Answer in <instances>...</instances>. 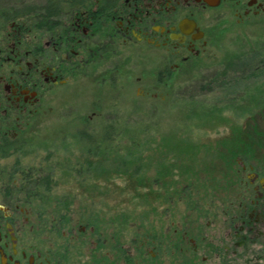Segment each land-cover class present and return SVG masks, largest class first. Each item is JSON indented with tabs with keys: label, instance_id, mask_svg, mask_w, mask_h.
<instances>
[{
	"label": "flooded vegetation",
	"instance_id": "af4514ba",
	"mask_svg": "<svg viewBox=\"0 0 264 264\" xmlns=\"http://www.w3.org/2000/svg\"><path fill=\"white\" fill-rule=\"evenodd\" d=\"M46 6L51 8L44 14ZM35 7L28 24L6 20L12 21V32L0 43V264H177L178 257L183 264H264V133L257 126L251 129L253 142L242 137L246 129H233L215 143V150L227 144L237 157L224 178V172L219 180L208 175L207 187H217L208 211L195 198L197 212H213L220 221L216 234L202 229L192 238L182 224L172 237L161 214L163 227L138 229L129 240L133 252L119 240L117 214L107 222L88 217L90 208L52 215L29 206L43 200L39 188L49 191L54 178L47 156L26 147L53 92H78L94 84L105 91L107 85L115 89L116 80L134 79L147 80L141 97L171 95L182 73L218 60L220 28L264 19V0H46ZM246 76H264V62ZM259 90L253 88L247 102L264 100ZM103 100L92 105L99 109ZM36 219L48 235L36 227Z\"/></svg>",
	"mask_w": 264,
	"mask_h": 264
},
{
	"label": "rangeland",
	"instance_id": "374dc122",
	"mask_svg": "<svg viewBox=\"0 0 264 264\" xmlns=\"http://www.w3.org/2000/svg\"><path fill=\"white\" fill-rule=\"evenodd\" d=\"M44 2L46 0H0V43L9 36L8 32H12V21L7 22L5 14L27 6L35 7ZM222 16L228 17L226 14ZM28 20L30 17L25 16L20 21L28 24ZM226 28L228 29L223 27L222 32L220 28L219 51L215 52H220L216 58L218 60L213 64L204 63L203 69L197 68L191 74L182 73L175 80L176 90L171 95L162 94L157 99L150 96L141 97L147 80L135 83L134 79L116 80V88L107 85L105 91L94 84L83 87V90L78 92H65L63 89L53 92L48 97L49 107H46V111L42 110L35 120L33 138L26 147L36 149L42 158L47 156L53 171L54 185L49 191L39 188L43 202H34L29 206L36 210L53 211L52 215L55 210L75 208L79 213L85 208H90L89 212L92 214L88 217L95 216L107 222L113 219V214L119 217L126 214L124 219L121 217V221L117 217L118 228L120 222L124 224L119 240L125 241L130 252H133V248L129 240L134 238L138 229L142 232H147L152 227L159 230L164 217H167L168 221L163 226L166 229L171 224L172 237L174 229L182 224L187 227L192 238L202 229L216 234L215 230L220 221L212 215L213 212L209 211L207 215L197 212L195 198H199L200 205L208 211L210 198L215 195L212 190L217 188L207 187L208 175L219 180L224 172V178L237 157L231 148L225 149L227 144L222 150H215V143L219 137L227 136L233 129H246L242 137L249 143L253 142V126L262 129L264 133V106L259 107L264 100L256 102V109L253 108L255 104L247 102L249 95L254 93L253 88H264V76L253 79L246 76L255 64L264 62V19L245 23L241 27L228 23ZM236 76L240 78L238 83L235 82ZM83 85L85 84L81 86ZM257 92L263 94L264 90ZM99 99L104 100L97 109L92 102ZM193 103L194 106L191 105ZM211 107H218L216 114L212 113L216 110ZM195 110L208 114L199 116L201 113H192ZM249 112L256 113L249 118ZM190 115L193 118L188 117ZM89 116L91 120L86 119ZM111 124L116 132L126 137L116 138V141L108 143L101 142L107 136V126ZM131 136L134 138L130 139ZM134 139L135 142H141L144 156L146 176L137 190L141 197L147 196L143 200L136 196L133 189L141 181L140 175L129 177L113 174L111 146H117L119 143L121 152H126ZM91 140L93 145H90ZM233 140L235 142L236 138ZM262 140L260 138V141ZM101 145L102 148H107L102 152L103 155L100 154ZM186 145L189 149L192 148L191 151L179 149ZM89 148H93L89 154H95L96 151L99 161H96L97 164L94 162V165H90L87 168L89 170L85 169L84 172L85 164L83 167L79 166L80 158L87 156ZM42 158L36 159L35 162H41ZM125 158L128 161L135 160L130 164L131 173L142 168L141 163L132 154L125 155ZM212 160L213 165L208 166V162ZM27 162L31 163L32 160ZM172 162L178 166L183 163L192 166L193 173L189 179L179 173L173 179H160L157 176L156 169H160L163 163ZM105 169L107 171H104ZM107 174L109 180L106 179ZM84 178H87L85 182ZM105 179L108 182L104 181ZM171 179L178 182V195L174 194V191L170 192L172 184L168 182ZM101 181H104V185ZM32 187L33 185L30 188L34 191L38 189ZM219 193L223 194L221 191ZM187 198L190 200L186 201ZM52 217L49 218V226H52ZM37 222L36 219V227L42 234L48 235L49 230L45 231L47 228H43L40 221ZM107 226L110 227V231L107 230L108 235H111L114 231L113 224ZM179 258L176 260L177 264H183Z\"/></svg>",
	"mask_w": 264,
	"mask_h": 264
},
{
	"label": "trees",
	"instance_id": "16d2710c",
	"mask_svg": "<svg viewBox=\"0 0 264 264\" xmlns=\"http://www.w3.org/2000/svg\"><path fill=\"white\" fill-rule=\"evenodd\" d=\"M50 8H51V6H46V8L44 9V8H42L43 9V13L44 14H47L49 11H50ZM37 8L36 7H34V6H27V7H25L24 9H20V10H14V12H12L11 14H5V18H6V20H9V19H14V18H22V17H30V19L33 17V14L35 13V10H36ZM42 9H40L41 11H42ZM195 103V102H194ZM194 103L193 104H191L192 106H194ZM190 105V106H191ZM195 105H197L196 103H195ZM194 108H197V107H194ZM193 108V109H194ZM212 108V110H216L218 107H216V108H214V107H211ZM193 114L194 113H201L199 116H202V115H205V114H208L207 112H199L198 110H195V111H193L192 112ZM212 113H214V114H216L217 113V110L216 111H213ZM188 117H192L193 118V116H188ZM203 118V117H202ZM107 128H109V129H107V131L106 132H108L107 133V136H105L106 138L105 139H102V141L101 142H105V143H108V142H112V141H116V140H114V139H118V138H123V137H126V136H124V135H121V133H119V132H116L114 129H113V124H111V125H109V126H107ZM141 130V129H140ZM117 133V135H115ZM120 134V135H119ZM119 135V136H118ZM115 136V137H114ZM128 138V137H127ZM130 139L131 138H134V137H129ZM91 142H92V140H91ZM143 143V142H142ZM104 144V143H103ZM102 144V145H103ZM100 146V151H101V155H103L102 154V152L103 151H106L107 150V148H102L103 146ZM118 145L119 146H121L119 143H118ZM114 146V145H112L111 146V154H112V165H113V174H116V175H120V174H124V175H127V176H129V177H131V176H134V175H140V177H139V180H140V178H141V181H139L138 183V185H137V187H136V185L134 186V191H135V194H136V196L137 197H140V200H143V198L144 199H146V197L147 196H143V197H141L139 194H140V192H138L137 190L140 188V185H142L143 183H142V180L145 178V174H144V171H145V166H144V164L145 163H143V159H144V156H143V150H142V148H141V142L139 143V142H135V139L133 140V141H131V143L128 145V146H131L130 147V149L128 150V151H126V152H121V148L119 147V146ZM143 146H144V143H143ZM93 148H89L88 149V153L86 154L87 156L85 157H81L80 158V160L82 159V158H84V159H88V158H93V157H95L96 158V156H97V154H96V151H95V154H89V153H91V150H92ZM180 150H182V151H191V149H189V147L186 145L184 148H179ZM194 150V149H193ZM87 151V150H86ZM195 151V150H194ZM198 151H196V153H197ZM129 154H132V156H135V158H136V160L137 161H139L140 163H141V166H142V168H139V169H136L133 173H131V169H132V167L130 166V164H132L135 160H133V159H130V161H128L127 160V158H125V155H129ZM95 155V156H94ZM108 155H110L109 153H108ZM107 156V155H106ZM180 160H183V159H180ZM192 161H194V160H192ZM101 164V163H100ZM89 165H94V163L93 162H89V161H87L86 163H85V167L86 168H88L89 167ZM125 166L126 167V169L123 167V166ZM79 166H81V167H83V163H81ZM162 167L160 168V169H156V173H157V176H159V178L160 179H162V178H164V177H172V179H173V177H175V175L176 174H181V175H183L182 177H184V178H188L189 179V177L191 176V173H193L192 172V166H189V165H187V164H184L183 163V165L181 164V166H178V165H176L175 164V162L173 163H163V165H161ZM176 169H178L177 171H176ZM102 170V169H101ZM174 170H175V172H174ZM103 171V170H102ZM104 171H107V169H105ZM107 177H106V179L107 180H109V176H108V174L106 175ZM54 177V176H53ZM106 179L104 180V181H106ZM169 180V182L168 183H170V184H172L171 185V188H170V192H172V191H174V194L176 193V195H178V193H179V191H177V190H179V186H176L177 184H178V182L177 181H173V180ZM175 179V178H174ZM104 181H101L102 182V184L104 185ZM106 182H108V181H106ZM104 187V186H103ZM169 189V188H168ZM168 192V191H167ZM172 196V195H171ZM167 197V196H166ZM168 198V197H167ZM168 199H170V198H168ZM68 206V205H67ZM65 207V206H64ZM147 212H148V210H147ZM121 213L122 214H125V212L124 211H121ZM63 218H66L68 215H61ZM125 216H126V214L125 215H122L121 217L124 219L125 218ZM118 217V219L121 221L122 219H121V217H119V216H117ZM124 224L122 223V222H120V227H122ZM123 252H125L126 254H127V257L129 258V255H128V253L126 252V249H123Z\"/></svg>",
	"mask_w": 264,
	"mask_h": 264
}]
</instances>
